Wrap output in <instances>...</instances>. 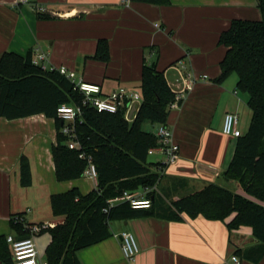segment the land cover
<instances>
[{
	"label": "crops",
	"instance_id": "0c3cea01",
	"mask_svg": "<svg viewBox=\"0 0 264 264\" xmlns=\"http://www.w3.org/2000/svg\"><path fill=\"white\" fill-rule=\"evenodd\" d=\"M38 7L46 11L40 12ZM260 17L257 0H170L168 4L0 0V56L5 52L24 56L31 52L34 59L43 52L47 55V70L66 67L77 80L101 85L103 95L121 88L142 95L144 64H155L173 88L181 83V75H209L185 91L182 101L170 109L167 126L180 147L179 160L162 170L152 168L162 174L161 179L170 180L163 186L160 180L155 194L172 200L211 182L226 185L233 181L226 180L223 174L234 156L237 138L223 133L224 117L228 112L237 113L240 125L242 113L252 115V110L249 111V95L238 88L237 74L217 81L226 51L219 37L235 18ZM100 39L109 42L108 62L96 57ZM152 125L156 133L159 124ZM56 141V122L44 113L16 119L0 116V236L18 238L11 225L15 216H21L28 228L54 227L64 220L54 215V194L73 187L83 193L97 188L98 179L86 175L75 180L57 179L52 153ZM155 153L160 157L153 159ZM23 158L30 163L32 173L27 187L21 180ZM164 159L158 151L149 155L150 162ZM181 191L185 193L177 195ZM153 206L146 216L110 221L111 236L79 250L80 263L264 264L263 244L254 237L251 226L230 231L224 221L186 212L182 220H171L157 214L158 203ZM123 231L134 233L140 245L134 261L124 256L120 237ZM35 239L40 260L48 261L50 232H40ZM234 255L238 263L233 261Z\"/></svg>",
	"mask_w": 264,
	"mask_h": 264
},
{
	"label": "trees",
	"instance_id": "16d2710c",
	"mask_svg": "<svg viewBox=\"0 0 264 264\" xmlns=\"http://www.w3.org/2000/svg\"><path fill=\"white\" fill-rule=\"evenodd\" d=\"M132 1L170 3V0ZM257 1L259 19L235 18L221 33L219 44L226 51L217 81L223 82L235 73L238 88L249 95L252 122L249 130L237 138L234 156L223 177L238 181L258 200L215 182L169 201L163 196L157 197L155 191L147 196H155L154 203L159 206L157 214L167 219L182 220L186 212L224 221L230 231L251 226L254 237L263 244L264 253V0ZM96 57L105 62L110 60L106 39L99 40ZM141 90L143 102L132 122L126 119L125 108L112 113L83 106V114L75 123L80 145L70 148V135L63 132L64 121L57 111L62 104H82L83 93L59 70H45L36 65L31 52L25 56L5 52L0 56V116L16 119L44 113L55 120L57 141L52 153L59 181L82 178L90 161L98 173V186L91 192L83 193L79 187H73L51 197L54 215L63 216L64 220L41 230L52 236L46 249L49 264H81L77 252L109 238L110 221L143 217L154 207L135 209L128 201L113 206L109 203L126 190L157 187L162 174L152 168L166 167L163 162L149 161L150 149L159 145V137L145 126L167 125L177 95L165 73L155 64H144ZM21 180L26 187L32 181L26 158L21 160ZM15 217L11 225L18 233L16 239L31 236V229ZM0 262L14 264L13 248L5 235L0 236Z\"/></svg>",
	"mask_w": 264,
	"mask_h": 264
},
{
	"label": "built area",
	"instance_id": "2783aa9c",
	"mask_svg": "<svg viewBox=\"0 0 264 264\" xmlns=\"http://www.w3.org/2000/svg\"><path fill=\"white\" fill-rule=\"evenodd\" d=\"M26 1V0H18ZM40 12H45V7H38ZM155 26L160 28V23H155ZM47 55L43 52H38L33 62L36 65L41 66L47 70L45 61ZM54 70V69H52ZM59 71L70 79L74 84L75 88L83 93L82 104H62L58 107V116L64 121L63 132L70 135L68 144L70 148L79 147V142L76 140L75 134V123L81 118L83 114V106L90 105L95 107L99 112H118L120 109L125 108V117L128 121L132 122L139 111V108L143 102V96L133 90L121 88L113 91L108 95L102 94L101 85L86 82L83 80H77L73 72L68 71L66 67H61ZM181 83L177 88H173L176 93L177 101L172 104L177 106L179 100L183 99L185 91L192 89L195 83L199 79H208L209 75L204 74L201 77L195 74H189L188 76L181 75ZM139 104V108H134L135 105ZM131 113L133 115L131 116ZM223 133L232 138L240 137L243 132L239 127V116L237 113L228 112L224 117ZM156 135L159 137V145L150 149V153L158 151L165 156L163 163L168 166L176 163L180 158V147L175 142L172 130L166 124H159L157 127ZM83 156V154L81 155ZM84 175L91 178H97L98 173L94 163L90 161L89 166L84 172ZM156 187H146L137 191L126 190L118 197L109 200L110 206L121 202L128 201L131 206L135 209H148L153 206L154 197L147 196L155 191ZM106 211L108 209H105ZM17 222H23L21 216H16ZM48 227L47 225H34L31 229V236L21 239H16L13 235H9L7 240L12 245L14 252V264H49L48 261H42L39 257V251L36 243V235L41 232L43 228ZM122 239V250L124 256L129 261H134L140 253V245L134 233L130 231H123L120 233ZM233 261L239 262L237 256L232 257Z\"/></svg>",
	"mask_w": 264,
	"mask_h": 264
},
{
	"label": "rangeland",
	"instance_id": "374dc122",
	"mask_svg": "<svg viewBox=\"0 0 264 264\" xmlns=\"http://www.w3.org/2000/svg\"><path fill=\"white\" fill-rule=\"evenodd\" d=\"M249 111H251V109L249 108ZM252 112V111H251ZM251 122H252V115L251 114H245V113H242V115L240 116V125H239V127H240V129L242 130V132L243 133H246L248 130H249V127H250V124H251ZM145 128L147 129V130H155L156 129V126L154 125H152L151 123H149V124H146V126H145ZM155 156H152V158L154 159L155 157L157 158V157H160V155H159V153H155L154 154ZM162 157V156H161ZM163 182H162V186L164 185V184H166V183H168L170 180H169V178L167 179V178H162L161 179ZM193 185H195V187H197V184H193ZM239 182L238 181H235V180H233V181H231V184H226V185H224V186H226L227 188H230V189H232V190H234V191H236L237 193H239V194H241V195H244V196H247L248 198H251V199H254L255 200V197L254 196H252V195H250V194H248L245 190L242 192L241 190H243V188L241 189H239ZM241 186V185H240ZM199 187V186H198ZM185 192L184 191H181V192H179L177 195H183ZM245 193H246V195H245ZM172 197H167V200L169 201L170 199H171ZM246 228H250V226L248 227V226H245ZM41 236H43V234L41 235ZM42 246H43V244H41L40 246H39V249L41 250V248H42Z\"/></svg>",
	"mask_w": 264,
	"mask_h": 264
},
{
	"label": "water",
	"instance_id": "95a60500",
	"mask_svg": "<svg viewBox=\"0 0 264 264\" xmlns=\"http://www.w3.org/2000/svg\"><path fill=\"white\" fill-rule=\"evenodd\" d=\"M133 115V113H131V116Z\"/></svg>",
	"mask_w": 264,
	"mask_h": 264
}]
</instances>
